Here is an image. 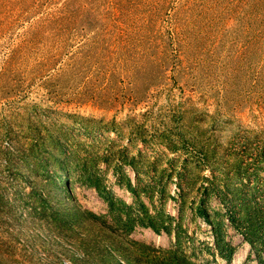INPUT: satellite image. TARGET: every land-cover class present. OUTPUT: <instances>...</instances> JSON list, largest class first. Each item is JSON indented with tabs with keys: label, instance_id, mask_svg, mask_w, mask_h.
I'll return each mask as SVG.
<instances>
[{
	"label": "rangeland",
	"instance_id": "374dc122",
	"mask_svg": "<svg viewBox=\"0 0 264 264\" xmlns=\"http://www.w3.org/2000/svg\"><path fill=\"white\" fill-rule=\"evenodd\" d=\"M251 215L264 0H0V264H264Z\"/></svg>",
	"mask_w": 264,
	"mask_h": 264
},
{
	"label": "trees",
	"instance_id": "16d2710c",
	"mask_svg": "<svg viewBox=\"0 0 264 264\" xmlns=\"http://www.w3.org/2000/svg\"><path fill=\"white\" fill-rule=\"evenodd\" d=\"M222 199V197H221ZM225 206L227 207V210L229 211V219L231 220L232 223L236 225L237 228H241L240 223H238L237 217L234 216V213L232 212V208L230 205H228L225 200L223 199ZM264 227V217H258V216H250L249 218L246 219V225L245 228L246 230L243 231L245 232V235L247 236L248 240L251 242V244L256 246V241H254V238H257L259 236L260 230ZM221 253L227 257L230 258L232 252H230L228 255L225 253L224 245H219ZM126 261H129L126 259Z\"/></svg>",
	"mask_w": 264,
	"mask_h": 264
}]
</instances>
